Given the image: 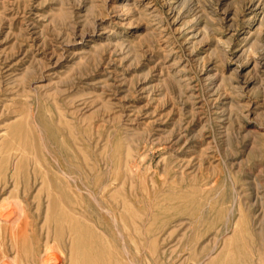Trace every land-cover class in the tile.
Returning a JSON list of instances; mask_svg holds the SVG:
<instances>
[{"label":"rangeland","instance_id":"374dc122","mask_svg":"<svg viewBox=\"0 0 264 264\" xmlns=\"http://www.w3.org/2000/svg\"><path fill=\"white\" fill-rule=\"evenodd\" d=\"M102 184L140 264H264V0H0V264L123 258Z\"/></svg>","mask_w":264,"mask_h":264},{"label":"bare ground","instance_id":"6f19581e","mask_svg":"<svg viewBox=\"0 0 264 264\" xmlns=\"http://www.w3.org/2000/svg\"><path fill=\"white\" fill-rule=\"evenodd\" d=\"M105 188H106V184H102L97 192L91 191L90 189H87V196L90 198V201L88 203H85V204L79 202L77 208H72L74 210L70 209V210L74 211V214H67L66 217L68 219H72V220L77 221L79 233L82 232V229H83L82 227L86 226V228H85L86 231H88L92 235L93 230H94V225L97 226L96 228H98V230H100V232L102 231L103 235H109V232L111 233L113 230L116 231L119 235L120 240L122 241L121 249H122V253H123V258L117 257L114 252L110 251L108 253L103 246H98V248L93 247V245H92L94 242L93 240H89V242H84L81 246L78 245V249H81L85 252H88L89 254L94 256V258H93L92 262H90V264H140L135 257L131 256L130 249H128V246L126 245V241L124 239L123 232H121V230H120V226L118 225V221L115 217V213L113 211H111L110 209H108V207H106L105 204L103 203V201L101 200L100 192L102 190H104ZM78 191L80 192V196H81V193L83 190L81 188H79ZM3 205H5V204H3ZM236 208H237L236 203L235 204L233 203L232 206L228 209V213L226 216V223L228 225L230 224L231 220L233 219V217L236 213ZM138 218H140V217H138ZM97 220H100L103 223V224H101L103 226L99 225L98 224L99 222H96ZM87 223H89L90 225H88ZM134 223L135 224L133 226L136 227L135 228L136 232L139 235L143 234L141 232L142 230H141L140 225L137 224V222H134ZM107 225L110 227H108ZM102 227H105V229H103ZM229 229L230 228H228V230ZM95 235H96V233H95ZM118 241H119V239H118Z\"/></svg>","mask_w":264,"mask_h":264}]
</instances>
